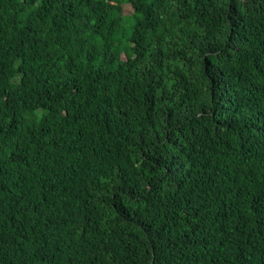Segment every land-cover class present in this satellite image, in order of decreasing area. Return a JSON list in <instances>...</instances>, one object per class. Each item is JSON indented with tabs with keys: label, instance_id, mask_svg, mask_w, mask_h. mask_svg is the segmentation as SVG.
<instances>
[{
	"label": "trees",
	"instance_id": "16d2710c",
	"mask_svg": "<svg viewBox=\"0 0 264 264\" xmlns=\"http://www.w3.org/2000/svg\"><path fill=\"white\" fill-rule=\"evenodd\" d=\"M0 264H264V0H0Z\"/></svg>",
	"mask_w": 264,
	"mask_h": 264
},
{
	"label": "rangeland",
	"instance_id": "374dc122",
	"mask_svg": "<svg viewBox=\"0 0 264 264\" xmlns=\"http://www.w3.org/2000/svg\"><path fill=\"white\" fill-rule=\"evenodd\" d=\"M123 11H124V12L131 11V8L129 7V5H127V4H123Z\"/></svg>",
	"mask_w": 264,
	"mask_h": 264
}]
</instances>
